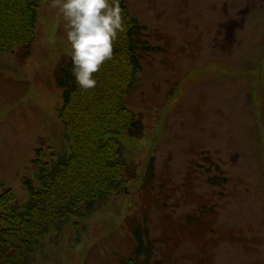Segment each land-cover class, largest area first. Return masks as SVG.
Returning a JSON list of instances; mask_svg holds the SVG:
<instances>
[{
	"label": "rangeland",
	"instance_id": "374dc122",
	"mask_svg": "<svg viewBox=\"0 0 264 264\" xmlns=\"http://www.w3.org/2000/svg\"><path fill=\"white\" fill-rule=\"evenodd\" d=\"M51 5L36 10L37 39L24 62L19 52L0 54V193L12 189L16 205L27 203L29 179L38 185L37 150L42 160L69 153L53 71L70 46L66 22ZM127 6L155 36L150 43L163 48L141 60L125 100L143 123L142 138L117 137L137 177L126 193L43 233L31 264H119L135 245L129 216L147 212L150 237L159 242L203 204L217 215L212 264H264V0ZM150 158L155 176L144 186ZM215 176L226 183L208 184ZM185 234L179 262L182 253L198 252Z\"/></svg>",
	"mask_w": 264,
	"mask_h": 264
},
{
	"label": "trees",
	"instance_id": "16d2710c",
	"mask_svg": "<svg viewBox=\"0 0 264 264\" xmlns=\"http://www.w3.org/2000/svg\"><path fill=\"white\" fill-rule=\"evenodd\" d=\"M46 1L0 0V54L19 52L22 62L32 54L38 34L36 10ZM121 8L126 32L114 42L112 58L94 73L95 88H79L71 72L70 55L53 71L54 84L63 90L57 118L69 153L51 152L42 160L38 157L43 153L35 152L38 185L33 188L29 179L26 204L16 205L10 188L0 193V264H31V255L43 233L50 229L59 232L69 217L86 215L106 197L126 193V183L137 177L135 165L125 160L117 137L142 138L143 123L125 100L139 82L141 60L163 48L150 43L155 36L131 15L127 0H121ZM149 160L144 186L155 176V160ZM206 181L211 186L226 183L217 176ZM216 218L214 208L203 204L157 242L150 237L147 212L134 213L126 226L135 245L132 255L119 264H212L208 248L214 246L210 235ZM186 232L198 252L182 253L183 262H179L176 250L184 243Z\"/></svg>",
	"mask_w": 264,
	"mask_h": 264
},
{
	"label": "clouds",
	"instance_id": "9594fccd",
	"mask_svg": "<svg viewBox=\"0 0 264 264\" xmlns=\"http://www.w3.org/2000/svg\"><path fill=\"white\" fill-rule=\"evenodd\" d=\"M66 22L71 72L83 90L97 85L94 73L113 56V45L126 32L121 0H52Z\"/></svg>",
	"mask_w": 264,
	"mask_h": 264
}]
</instances>
